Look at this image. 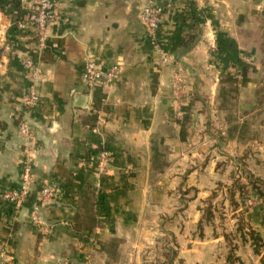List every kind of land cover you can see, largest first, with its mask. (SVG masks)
Returning <instances> with one entry per match:
<instances>
[{"label":"crops","instance_id":"0c3cea01","mask_svg":"<svg viewBox=\"0 0 264 264\" xmlns=\"http://www.w3.org/2000/svg\"><path fill=\"white\" fill-rule=\"evenodd\" d=\"M55 1L41 47L31 26L17 28L29 2L22 12L15 2L0 7V195L18 186L28 152L20 122L34 134L29 198L17 212L0 206L4 264H137L160 244L167 226L159 222L172 212L185 215L170 228L178 258L215 264L228 230L210 202L214 188L228 190L223 183L236 174L216 169V152L264 182V112L246 75L264 71V60L247 63L248 55L264 56V0L181 2L154 37L139 16L147 0ZM194 33L197 42L182 49ZM25 57L42 72L32 110L21 102L34 86ZM88 60L103 70L117 66L114 81L88 88L81 76ZM176 78L183 81L178 95ZM101 149L112 161L99 179ZM45 185L58 194L39 204ZM228 202L236 221L238 200ZM37 204L43 228L31 222ZM247 211L251 230L260 229L261 208Z\"/></svg>","mask_w":264,"mask_h":264},{"label":"built area","instance_id":"2783aa9c","mask_svg":"<svg viewBox=\"0 0 264 264\" xmlns=\"http://www.w3.org/2000/svg\"><path fill=\"white\" fill-rule=\"evenodd\" d=\"M21 6H25L29 2V11L25 21L17 23V28L20 30L31 26L35 32L36 44L41 47L47 36V31L55 19V9L57 2L55 0H17ZM194 0H147L140 9V19L147 27L151 35L154 37L163 23L164 15L167 12L173 11L181 2L184 4L192 3ZM165 61L166 58L164 57ZM24 69L29 70L34 86L31 87L22 97L21 102L27 110L36 108L40 102V93L35 87L42 81V72L39 67L33 62L30 57H25L21 62ZM118 67L113 66L106 70L101 68V65L94 60H88L82 71V80L88 88H92L100 82L110 85L118 74ZM183 81L181 78H176L174 91L176 95L181 92ZM19 133L25 139L27 150L26 156L20 163V179L16 188L5 191L0 195V206H4L13 212L19 211L29 198L31 187L33 185V165L29 158V147L34 140V134L28 122L23 120L19 124ZM112 161V153L109 150L101 149L94 157L95 171L100 179L108 175ZM58 192L56 188L50 185L42 187L39 193V204H44L47 200L54 199ZM33 208L31 216L32 224L41 225L38 217V205ZM43 228V226H40ZM0 264H4L2 256H0Z\"/></svg>","mask_w":264,"mask_h":264},{"label":"rangeland","instance_id":"374dc122","mask_svg":"<svg viewBox=\"0 0 264 264\" xmlns=\"http://www.w3.org/2000/svg\"><path fill=\"white\" fill-rule=\"evenodd\" d=\"M262 60H264V56L263 59L255 58L254 55L247 56V63L250 66L253 63H260L262 62ZM246 75L252 76L251 78L254 80L255 82L254 84H256L257 86H259V88H261L260 85L258 84L260 83L259 81H262L264 79L263 70L255 71L249 69ZM225 89L226 88H224V90ZM227 93L229 94V87L227 88ZM262 108L264 112V103L261 104L260 109ZM221 152L228 154L225 150H222ZM216 153H217V157H219V159L217 160V164L219 165L218 168L216 169L220 172L225 170L229 172V174L230 173L232 174L233 171H235L236 174H234L232 181L223 183L224 185L229 186L228 190L226 188H222V186H218L214 188V189L217 188L216 197L210 202L211 206L215 208V216L220 217V218L217 217L216 220L217 224L221 220L223 225H226V227L224 228L228 230L227 233L225 234L226 246L224 245V243H222L220 247L216 248L217 260L215 264H264V197L262 198L259 197L257 193L258 191L255 189V186L253 187L252 185H250V179L248 173L246 174L244 170L239 172L238 169L235 168V163L228 158L229 155L227 156L218 151ZM251 176L254 178L253 175ZM240 187L242 190L240 189ZM256 187L259 188L260 190H263L264 192L263 185L259 184L256 185ZM184 190L187 189L185 188ZM228 196L231 198L235 197L238 200V203L241 208L240 209L241 218L239 216L236 219V221L230 218L231 215H230V207H229L230 205L228 202ZM186 200L188 199H184L182 202L179 201V203L176 204V208H180V209L183 208L182 206H184L187 203ZM256 205L260 207L262 211L261 227L260 229L253 231L254 234L258 236L260 239V241L257 243L256 246L258 250V254L254 253L253 242H251L252 240L248 236L249 232L252 231L250 225L248 224V222L245 221L246 219L244 220L245 214L248 212L247 209L254 207ZM207 208H208V204L204 207V209L206 210ZM180 209H177V212ZM223 214L225 215L223 216ZM183 218H185L184 214L174 213V212L170 214H166L164 217H161L162 221H160L159 223L161 225L167 226L166 227L167 233L164 236L161 235L160 244L156 245L155 248H151L152 251L151 256L146 259V257L148 256V252H147V254H144L143 262L141 260V262L137 264H194L190 262L186 263L183 259L178 258V252L174 248L176 246V237H174L173 233L172 234L170 233V228H172L174 224L177 225L179 222L182 223ZM242 233L245 234V237H243ZM244 240H248L250 242V245L245 246ZM145 250H148V248L146 249L144 248L143 252Z\"/></svg>","mask_w":264,"mask_h":264},{"label":"trees","instance_id":"16d2710c","mask_svg":"<svg viewBox=\"0 0 264 264\" xmlns=\"http://www.w3.org/2000/svg\"><path fill=\"white\" fill-rule=\"evenodd\" d=\"M13 2H15V4H13L14 7L19 12H22V6L19 3V1H17V0H15V1L14 0H9V2H6L5 0H0V4H1L0 7L3 8L5 3H7V4L9 3L10 4V3H13ZM190 3H188V4H190ZM196 25L197 24L194 23L195 27H196ZM197 40H198V34H195V33L184 37L182 39V42H181L182 49L188 50V49L192 48L194 46V44L197 42ZM263 80H262V82H260L258 84V85H260L261 88H259V86H257V85H254V94L258 97L257 98L258 105H261L262 103H264V82H263ZM249 179H250V185H252L253 187L255 186V189L258 191L257 193H258L259 197L260 198L264 197L263 190H260L259 188L256 187V185H259V184L264 186V182H262L260 179L253 178L251 175H249ZM240 189H241V187H240ZM207 217H209V213H207ZM242 235H243V237H245L244 233H242ZM248 236L251 238V240H252L251 242H253L254 253L258 254V250H257L256 246H257V243L260 241L259 237L256 236L253 231H250Z\"/></svg>","mask_w":264,"mask_h":264}]
</instances>
